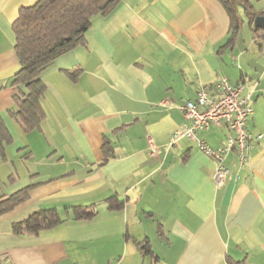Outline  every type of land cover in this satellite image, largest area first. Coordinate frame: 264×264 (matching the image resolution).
<instances>
[{
    "label": "crops",
    "instance_id": "crops-1",
    "mask_svg": "<svg viewBox=\"0 0 264 264\" xmlns=\"http://www.w3.org/2000/svg\"><path fill=\"white\" fill-rule=\"evenodd\" d=\"M38 1L0 0V117L9 135L0 202L31 187L0 216V264H264V38L247 14L245 38L242 9L234 35L218 0H122L44 72L45 118L26 131L13 115L27 92L12 83L20 70L13 25ZM222 78L244 84L254 110L248 129L263 138L243 165L228 155L217 188L215 162L195 142L168 144L185 124L179 107L199 91L215 94ZM228 135L216 126L198 133L215 150ZM111 199L123 207L111 209ZM76 207L97 214L76 220ZM51 209L60 224L15 233ZM146 242L153 254H141Z\"/></svg>",
    "mask_w": 264,
    "mask_h": 264
},
{
    "label": "trees",
    "instance_id": "trees-1",
    "mask_svg": "<svg viewBox=\"0 0 264 264\" xmlns=\"http://www.w3.org/2000/svg\"><path fill=\"white\" fill-rule=\"evenodd\" d=\"M122 0H39L35 5L24 8L13 25L16 35V53L20 70L13 78V85L25 87L27 92L17 98V110L14 117L26 131L39 128L45 118L41 101L45 96L42 81L44 72L60 56L72 51L85 42V35L92 26L94 17L109 16L115 12ZM231 19V29L237 34L242 25L240 10H244L255 35L264 38V29L256 28L252 11L247 0H218ZM243 4L246 9L240 6ZM253 12V11H252ZM264 15V12H261ZM73 76V75H72ZM9 138L5 124L0 117V147ZM31 187L24 189L5 201L0 202V216L25 202ZM110 208L120 209L114 199L109 200ZM76 220H90L97 214L90 207H76ZM62 222L54 209L34 213L28 220L14 225L15 233L38 234L42 229L57 226ZM141 254H153L150 245L139 244ZM228 264H247L245 261L228 259Z\"/></svg>",
    "mask_w": 264,
    "mask_h": 264
},
{
    "label": "built area",
    "instance_id": "built-area-1",
    "mask_svg": "<svg viewBox=\"0 0 264 264\" xmlns=\"http://www.w3.org/2000/svg\"><path fill=\"white\" fill-rule=\"evenodd\" d=\"M216 90L215 94L206 90L199 91L194 101L184 102L179 107L185 124L172 133L168 147L175 146L183 139L195 142L202 153L214 160L212 179L217 188H222L228 179L229 171L224 164L228 155L236 152L240 164L243 165L263 135H255L248 129L254 110L250 105L251 95L243 96L244 84L232 85L227 78H222ZM160 106L173 107L174 104L164 100ZM212 126L226 127L229 131L226 145L218 150L198 137L200 131L208 130ZM151 152L160 156L161 150L151 143Z\"/></svg>",
    "mask_w": 264,
    "mask_h": 264
},
{
    "label": "rangeland",
    "instance_id": "rangeland-1",
    "mask_svg": "<svg viewBox=\"0 0 264 264\" xmlns=\"http://www.w3.org/2000/svg\"><path fill=\"white\" fill-rule=\"evenodd\" d=\"M247 2L250 4L253 12H264V0H247ZM241 14H242V16H243V18L245 20V24H244V27H243L242 34H243V36H245V38H246V36L247 37H249V36L251 37L250 31H249V28H248V19H247L245 11L242 10ZM254 49L257 50L260 53L258 45H256L254 47Z\"/></svg>",
    "mask_w": 264,
    "mask_h": 264
},
{
    "label": "water",
    "instance_id": "water-1",
    "mask_svg": "<svg viewBox=\"0 0 264 264\" xmlns=\"http://www.w3.org/2000/svg\"><path fill=\"white\" fill-rule=\"evenodd\" d=\"M234 1H237V0H234ZM240 6L246 9L243 4H240ZM248 13L251 15V17L255 19L254 20L255 27L264 29V15H261L262 14L261 12H252L250 10H248Z\"/></svg>",
    "mask_w": 264,
    "mask_h": 264
}]
</instances>
